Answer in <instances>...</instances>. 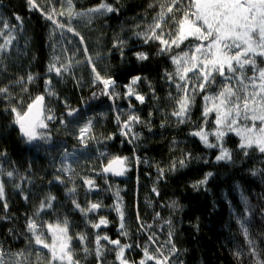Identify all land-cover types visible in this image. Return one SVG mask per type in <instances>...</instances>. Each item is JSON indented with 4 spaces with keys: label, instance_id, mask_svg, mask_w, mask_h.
<instances>
[{
    "label": "snow or ice",
    "instance_id": "obj_1",
    "mask_svg": "<svg viewBox=\"0 0 264 264\" xmlns=\"http://www.w3.org/2000/svg\"><path fill=\"white\" fill-rule=\"evenodd\" d=\"M50 5L47 9H41L37 0H26L29 11L38 10L41 16L54 26L49 33L50 47L53 55L48 62L44 74V91L41 94L32 96L29 85L36 84L40 74L28 72L26 75L12 76L5 61L9 58L13 41L17 39L15 33L17 28H23V18L14 16L15 24H10L7 20L0 18V78L7 79L6 83H0V113H6L12 126L17 130L21 140L28 146L34 147L37 151L41 145L51 142V135L48 131V121L59 123L67 129L68 123L65 117L57 118L52 109L46 104V96L59 100L56 93L52 76L58 78V82L63 80L65 74L70 71L72 59L67 63L61 61L60 55L56 53V30H60V40L67 44H73L71 37L78 38V44L83 45L82 51L86 61L77 60L76 63L86 62L91 67L92 85H100L98 91H93L90 99L96 100L100 97H108L116 100L121 97L129 100V109H134L132 102L134 98L143 105L146 101V94L138 91L141 84L147 86L151 98L160 101L161 97L156 94L154 82L146 75H135L130 82L122 85L123 92L117 91L116 79L105 73L101 74L89 54L88 47L83 35L73 26V21L80 19L87 24H91L97 17H104L110 13H119V8L101 0L99 5L80 11L76 9L73 0H46ZM119 3V0H117ZM149 9H158L152 16L151 23L146 24L142 30L141 24H136L133 29V36L142 40L146 45H155V56L166 57L170 67H166L160 74V78L167 85L166 100L172 106L167 114L174 118L177 126L191 123L193 130L189 135L197 137L207 149H215V164L229 165L235 167L237 161L242 158H251L256 153L264 157V0H153L148 4ZM60 18H63L60 19ZM127 41L115 38L113 48L119 50L121 57L124 55V47ZM81 49L77 48L79 52ZM64 53L67 48H62ZM135 58L141 64L149 61L151 53L149 51L136 52ZM97 59L100 53L96 54ZM18 88L19 93L14 92ZM28 94L27 102L22 94ZM203 101L201 106V119L197 123L192 121V109L196 105L197 97ZM87 103V101H84ZM66 117L73 118L72 123L76 126V131L71 135L82 146L81 149L69 151L63 149L61 167L56 169L53 180L48 181L64 185L65 195L69 198L73 210L86 218L87 226L93 232L71 231V221L67 215L61 216L60 205L57 203L58 197L51 191L42 193L41 198L34 205L31 215H26L25 224L20 235L27 240L29 247L38 246L46 249L47 264H183L180 260V249L174 240L172 220H164L168 226V239L163 243H158L155 231L146 232L145 243H123L120 238L113 239L107 233L101 231L110 224L105 215H98V219H89V213L99 214L100 210L107 207L102 201L87 203L82 206L76 199L77 187L75 184L71 188L68 183L72 182V177L64 178L65 174L74 172L72 163L76 160L77 152L87 149L90 142L97 141L93 134V119L86 118L80 123L78 117L81 110L72 108L64 102ZM127 119L116 116L117 126L120 135L125 137L129 143L140 139V134L134 131V125L144 124L151 132L150 121H142L135 111L126 113ZM151 116V113H149ZM167 116L161 127H165L168 122ZM214 125L209 128L208 125ZM234 134L239 138L235 149H229L225 145V137ZM214 138V139H210ZM105 139H114V136ZM173 140V145H176ZM5 152H0V156H5ZM102 169L96 172V176H102L105 184H109L108 175L113 177H123L130 170L129 164L133 161L127 156L111 155L101 152ZM194 157L192 153H184L180 158L172 160L168 165L167 172L175 173L179 169L185 168ZM134 162L138 165L141 161L135 157ZM147 163V161H144ZM203 163H209L203 160ZM151 166V165H149ZM157 167V182L166 178V171L159 165ZM252 176H264V170H251ZM6 175L9 180L14 177L13 171H5L0 166V176ZM214 173L208 171L191 187L199 191L206 186ZM82 184L87 186V192L100 191L92 177H82ZM14 188L20 190L19 184H14ZM112 185L109 184V188ZM239 188V185L236 186ZM152 192L160 195L154 186ZM25 202H29V196L23 194ZM116 203L111 206V211H115L118 217V237H129L126 227L125 212L122 206V198L119 189L116 193ZM241 203L244 205L243 213L235 215L237 224L244 240L247 243L248 251L238 248L234 253L237 264H243V257H251L250 264H264V249H260L256 239L251 234V221L256 208L249 203V199L241 193ZM0 204L4 215H0V220H7L9 204L6 197V182L0 179ZM172 209H178L176 201L165 205ZM235 214V211H234ZM259 215L264 222V206L260 208ZM156 220L161 219L160 213H156ZM138 231L152 229V224H144L139 211L136 214ZM9 234L15 236L13 229H9ZM264 237V231L258 233ZM90 237L92 239L90 240ZM73 240L77 244H73ZM102 241L104 243H102ZM141 250V258L130 260L126 255L129 250ZM109 254L114 255V259L109 260ZM31 255V253H28ZM39 256V253H37ZM9 256L0 245V264H32L31 261L22 259L26 256L24 250L12 253L15 259L6 260Z\"/></svg>",
    "mask_w": 264,
    "mask_h": 264
},
{
    "label": "trees",
    "instance_id": "obj_2",
    "mask_svg": "<svg viewBox=\"0 0 264 264\" xmlns=\"http://www.w3.org/2000/svg\"><path fill=\"white\" fill-rule=\"evenodd\" d=\"M3 1V10L10 21L16 23L15 15L23 18V28L18 30L26 36V39L19 44L13 59L5 61L12 73L10 77L26 75L28 72L40 74L37 83L30 85L29 91L32 96L41 94L44 91V74L52 55L49 33L53 25L41 16L40 11H29L26 0ZM73 2L77 10L83 11L99 5L101 0H73ZM106 2L119 8V13L97 17L91 24L83 20L73 24L84 36L97 70L102 75L107 73L113 76L119 92L124 91L121 86L129 83L133 76L146 75L154 82L156 94L161 100H153L144 84H141L137 90L146 94V101L141 105L133 98L134 109H129V100L123 97L111 100L102 96L91 100L92 92L98 91L102 86L92 85L91 67L86 62L79 68L77 67L80 63L75 62L67 73L65 82H56L59 100L55 107L58 113L62 111V114L66 115L64 104L66 101L72 108L80 109L81 114H95L98 117V135L103 137L101 144L111 155L127 156L133 161L128 165L130 170L123 179L108 177L111 188L101 180L98 185L100 191L87 192L79 177L75 184L76 199L82 206H87L89 201H102L107 206L101 209V214L109 219L110 224L101 231L113 239L120 238L123 243H145V233L155 231L158 242L163 244L168 239V226L164 224V220L171 219L175 233L174 240L180 249V260L183 264H237L234 256L237 249L248 251L247 243L235 219V215L243 213L244 205L241 203V193H243L248 197L249 203L256 208V214L251 221L252 237L256 239L258 247L264 249V237L258 235L264 231V222L259 215L260 208L264 206V176L250 174L251 170H264V157L259 153L251 158L241 157L235 167L213 163L216 150L205 148L197 137L189 135L193 125L189 123L177 126L174 118L167 116L172 109L165 99L169 89L160 78L163 70L170 67L167 58L156 57L154 44L146 45L133 36L136 24H141L140 29H135L140 31L146 24L151 23L152 16L158 10L148 8V4L153 0H119V3L117 0H106ZM37 3L41 9L50 7L46 0H37ZM115 38L127 41L123 58L119 50L112 47ZM79 46L81 55L78 60L86 61L82 51L83 45ZM139 51H149L152 58L141 64L134 55ZM97 53H100L98 59ZM6 82L7 79H0V83ZM14 92L19 93L16 88ZM202 104L203 101L198 96L196 105L192 109V121L197 123L200 121ZM130 110L135 111L142 121H150L152 128L150 132L144 124L134 125V131L140 134V139L133 143H129L120 135L116 122L118 114L121 119H127L126 113ZM166 116L168 122L162 128L161 124L165 122ZM48 124L51 142L41 145V149L37 151L21 140L7 114L0 113V152L6 153L5 156H0V166L5 171L14 172L11 180L6 175L2 176L6 182V197L9 204L7 213L9 219L0 220V245L6 253H9V256L5 257L6 260L15 259L11 256L12 253L20 250L26 253L30 250L27 240L20 235V232L24 228L26 215H31L42 193L51 191L58 197L59 214L69 217L73 233L93 232L87 226L86 218L73 210L69 198L65 195L64 185L48 183L57 174L55 168L57 156L65 147L72 149L74 146H71L73 136L62 130L58 119L55 122L48 121ZM208 127L214 125L210 122ZM109 136H114V139H105ZM173 140L177 142L175 146ZM238 140V137L230 134L225 137V145L229 149H235ZM187 152L199 159H193L187 167L175 173L167 172L170 162ZM135 157H139L141 161L138 165L134 162ZM203 160H208L209 163L205 164ZM157 165L166 171V178L159 182H157ZM208 171L214 173L208 184L199 191L194 190L191 185ZM14 184H19L20 190L14 188ZM237 185L239 188L236 187ZM72 186L68 184L69 188ZM154 186L158 189L159 196L152 192ZM117 189L122 198L126 227L129 231L128 238L118 237L117 213L111 211V206L116 203ZM22 193L29 196V202H25ZM172 201L178 203V209L165 206ZM137 211L144 224L153 225L152 229L138 231ZM156 213H160L161 219L154 218ZM0 215H4L2 204H0ZM88 218L98 219V215L89 213ZM9 229H13L16 235H10ZM77 243L73 240V244ZM128 254L130 260L136 261L142 256L139 248L129 250ZM22 259L31 261L32 264H45L32 253ZM112 259L114 255L109 254V260ZM242 259L243 264H250L251 257L245 256Z\"/></svg>",
    "mask_w": 264,
    "mask_h": 264
},
{
    "label": "rangeland",
    "instance_id": "obj_3",
    "mask_svg": "<svg viewBox=\"0 0 264 264\" xmlns=\"http://www.w3.org/2000/svg\"><path fill=\"white\" fill-rule=\"evenodd\" d=\"M3 3H4V1L0 0V18L7 20L10 24H15L13 21H10V19L6 17L5 11L3 10ZM61 19L63 20V18H61ZM79 20L80 19H76L72 23L74 24V22H77ZM53 28H54V26L52 27V29ZM18 29L19 28H17L16 33H15L17 39L15 41H13L12 49H11L10 53L8 54L9 58L6 61H10L11 59H13V57L16 54L15 52L19 48V44H21L22 41L26 39V36L24 34L22 35L21 30H18ZM59 32H60V30L57 29L56 30V36L54 37V40L56 41V53L58 55H60L61 61L64 63H67L69 61V59L75 53V58L72 59V66H73L81 55V51H79V52L76 51L77 48H80V46L78 45V42H77L78 39L71 37L70 33H66V36L72 38L74 41L73 44H67L66 42H63L60 40ZM62 48H67L68 52L64 53L62 51ZM52 55H53V53H52ZM82 65L83 64L80 63L77 68L81 67ZM67 73L65 74L63 80H60V82H65ZM50 75L52 76L53 87H54L56 93L58 94L57 84H56V82H58V78L55 77L54 73H52ZM9 78L11 79L12 77H9ZM0 79H3V78H0ZM16 89L19 91L18 88H16ZM29 90H30V85H29ZM22 95L24 96V99L27 102L28 94L24 93ZM57 101L58 100L53 99L51 97H48V96L46 97V104L48 105V107H50L52 109L54 115L56 117H59V116L62 117L63 116L66 118V122L68 123V127H67V129H65V127L60 124V127H62V130L64 132H67V133H72V132L76 131L77 130L76 126H75V124L72 123L73 118L66 117V115L62 114L63 113L62 111L58 113V109H56V107H55V104ZM88 117H91L93 119V134L97 137V141L90 142V145L87 149H82L81 151L77 152L76 160L78 162H73L70 160V162L72 163V167L74 169V172H69V173L65 174L64 178L66 180H67L68 176L72 177V182H70L68 184H72V185L77 184L79 177H81V178L82 177H92L95 179L97 185H99V181L104 180V179H102L103 178L102 176H100V178H98V176H96V172L92 171V169H96L97 171H100L102 169V161H104L105 158L100 156L101 152H107L109 154V156H111V154L107 151L106 147H104L101 144L103 137L98 135L99 134V128L97 125L98 117L93 113H88L86 115L82 113L78 117V120L80 123H83V121ZM71 146H73L72 149L67 147V149L69 151H73V150H77V149L82 148V146L79 145L75 139L71 142ZM62 155H63V150H62L61 154L59 156H57V158H56V163H55L56 169L61 167ZM0 179L4 180V178H2V176H0ZM85 188L87 189L86 185H85ZM102 209H104V208H102ZM101 213L102 212L100 210V213L97 215H100ZM102 243H104V242H102ZM29 248H30V250L26 252V256L24 258L27 257L28 253H32L36 257L40 258L41 263L47 264L46 257H45V253L47 252L46 249H40L38 246H33V247H29ZM37 253H39V256L37 255ZM126 255L127 256L129 255L128 252L126 253Z\"/></svg>",
    "mask_w": 264,
    "mask_h": 264
},
{
    "label": "water",
    "instance_id": "obj_4",
    "mask_svg": "<svg viewBox=\"0 0 264 264\" xmlns=\"http://www.w3.org/2000/svg\"><path fill=\"white\" fill-rule=\"evenodd\" d=\"M45 100H46V99H45ZM108 177H112V178H115V179H116V178H117V179H123L124 176H123V177H113V176H111V175L109 174Z\"/></svg>",
    "mask_w": 264,
    "mask_h": 264
},
{
    "label": "flooded vegetation",
    "instance_id": "obj_5",
    "mask_svg": "<svg viewBox=\"0 0 264 264\" xmlns=\"http://www.w3.org/2000/svg\"><path fill=\"white\" fill-rule=\"evenodd\" d=\"M98 178H100V177H98Z\"/></svg>",
    "mask_w": 264,
    "mask_h": 264
}]
</instances>
